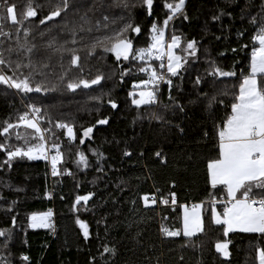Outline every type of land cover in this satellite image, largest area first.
<instances>
[{"label":"trees","instance_id":"1","mask_svg":"<svg viewBox=\"0 0 264 264\" xmlns=\"http://www.w3.org/2000/svg\"><path fill=\"white\" fill-rule=\"evenodd\" d=\"M113 2L69 0L66 13L47 20L60 0H32L35 17L22 25L0 21L4 32L11 33L0 35L5 48L17 47V34L25 47L34 46L32 53L22 51L11 59L27 64L30 57L33 68H21L16 75L31 74V85L42 88L24 93L0 84V133L6 122L16 124L20 115H31L34 106L40 109L45 149L55 143L62 154L53 176L45 159L16 157L9 167L0 151V231L5 232L0 236V264H259L257 250H264V234L235 231L225 236L224 226L212 220L210 202L226 195L225 187L212 188L207 165L219 157V131L250 71L251 52L258 47L253 37L264 25V0H186L187 19L177 14L169 21L165 42L176 35L184 48L195 40L197 52L192 56L174 49L183 56L178 75L166 74L172 83L157 81L155 86L142 83L149 78L139 71L142 61L131 56L117 61L100 47L92 54L89 50L95 38L111 35L126 23L141 29L139 34L125 33L133 49L147 47L152 23L164 27L169 15L164 3L178 0H154L151 15L142 0H127V9L109 7ZM8 3L16 5L22 19L28 0ZM2 5L0 0V14ZM85 14L87 23L80 19ZM81 25L85 31L79 30ZM73 49L79 67L70 63ZM150 63L158 69L160 61ZM210 65L235 75L214 77ZM3 71L12 75L9 69ZM98 75L103 77L100 83L90 88L66 87ZM140 90L154 91L155 103L133 104ZM212 97L215 101L209 104ZM104 118L106 125L97 124ZM60 123L73 127L75 139L56 126ZM88 127L93 132L85 137ZM32 132L20 126L10 130L7 140L0 135V142L23 148L24 139L16 134L26 137ZM37 142L28 139L29 144ZM81 153L87 167L79 164ZM77 196L89 200L77 204ZM197 204L203 206L201 231L191 237L164 235L162 227L180 231L183 205ZM223 206L215 204L219 212ZM47 212L52 213V228H30L31 215ZM78 220L87 225V238ZM217 243H227V257L216 251Z\"/></svg>","mask_w":264,"mask_h":264},{"label":"snow or ice","instance_id":"2","mask_svg":"<svg viewBox=\"0 0 264 264\" xmlns=\"http://www.w3.org/2000/svg\"><path fill=\"white\" fill-rule=\"evenodd\" d=\"M186 0H178V2L169 3L165 2L164 7L168 10L169 15L163 21L164 27H158L156 23H152V43L147 47L133 49L132 40L129 39L125 33L129 31L139 34L141 29L138 25L126 23L122 28L113 32L111 35L95 38L89 52L94 53L97 47L103 49L104 52H111L115 55L117 61L129 60L130 56L133 60L142 61L139 71L148 74V80L142 81L144 85H156L157 81H162L171 84V77L178 75V70L182 67L183 56L177 55L174 49L181 48V37L173 35L171 42L165 44V28L170 20L177 14L187 16L184 12ZM143 6L149 15L153 7L154 0H142ZM3 14H0V21L10 20L12 25H22L24 20L29 17H35L37 12L32 5V0H28L26 10L20 13L21 18H18L17 8L15 4H9L8 0H3ZM109 7L125 8L129 7L127 0H114ZM264 7V4H262ZM69 9V0H60V3L55 6L54 10L46 17L47 20H52L54 17L61 15V12H67ZM78 12L79 10L76 9ZM220 15H224L223 12ZM85 23V16L80 17ZM107 20V17H104ZM219 19V16L213 17ZM255 23V18L252 20ZM41 24L45 20L40 21ZM99 27V25H97ZM80 31H85L83 26H80ZM87 31H92L91 28ZM19 32V30H17ZM73 30V36H75ZM0 35L10 37L11 33L4 32L3 24H0ZM29 32L24 31V36L27 37ZM258 47H254L251 52L250 71L244 76L242 83L239 86V94L235 96L234 102L231 104V115L227 118L219 131V157L208 163V173L212 188L222 185L226 188L227 199L224 201L222 212H218L215 204L216 200L213 199L210 203L211 218L218 224L223 225V233L225 236L229 232H245V233H259L264 234V25H261L257 34L253 37ZM75 39L72 43H76ZM17 47L12 46L4 47L3 41H0V84L7 85L8 88H14L24 93L41 92V86L31 85V74L24 75L20 73L16 75L17 71L21 68L32 69L31 58H28V63L24 64L22 60H12L11 57L15 54L17 57L21 52L32 53L34 46L25 47L20 43L19 35L17 34L16 40ZM49 47H52L50 44ZM60 51V49H57ZM8 53L6 58L5 53ZM182 53L194 56L197 52L196 41H188L186 47L181 48ZM80 57L76 54L75 49L72 50L70 63L79 67ZM160 61L158 69L165 71H158L157 67H153L151 61ZM48 67L47 64L44 65ZM210 75L220 77H230L235 75L234 72L222 71L214 65H210ZM9 69L12 75H7L3 71ZM124 73H122L123 75ZM103 77L96 76L94 79H78L76 81L68 82L66 87L69 90L75 91L81 86L84 89L90 88L92 85L99 84ZM196 83H200L197 79ZM136 87H140L137 85ZM130 95H132L130 93ZM154 91L142 90L139 92V98L133 99L132 103L139 107L142 104L155 103ZM215 101L212 97L209 101L211 104ZM112 108H116L117 104L114 101L109 102ZM182 110V109H181ZM40 109L32 106L31 115L27 112L18 117L16 124L6 122L3 126V132L0 135L5 136V140L10 138V130L23 126L25 129H32L33 132L29 133L26 137H21L19 133L16 138L24 139L25 147L9 146L6 142H0V151H4L7 159L5 163L11 166V161L16 157H27L29 160L48 159L45 149V136L43 129L38 125ZM108 120L106 118L97 120V124L106 125ZM59 128L67 129V134L70 138L75 139L73 127L68 124H57ZM93 132L92 127L84 130L83 135L89 137ZM39 134V135H37ZM36 139V144H29L28 139ZM83 143V140L80 141ZM52 149L55 154L51 156L52 175L55 176L57 172V163L61 160L62 154L59 150L58 144H52ZM125 155H130L125 153ZM159 155V153H157ZM79 164L84 167L88 166L87 158L83 153L80 154ZM145 206H148V197H143ZM89 200V196H77L76 203L81 201L85 203ZM155 203V201H153ZM166 203V201H165ZM175 203V200H173ZM201 205H195L191 211L184 208L183 214V235L189 237L196 232L201 231ZM51 213L42 215H33L31 217L32 227H45L46 217ZM15 223V221H13ZM81 229H83L84 236H88V227L82 221H77ZM161 231L165 236L174 237L179 236L180 231H170L168 228L162 227ZM0 236H5L4 231H0ZM216 251L222 253L225 257L229 255L227 243H217L215 245ZM105 251H110L105 248ZM259 264H264V250H257ZM24 261H28L27 256H23Z\"/></svg>","mask_w":264,"mask_h":264},{"label":"rangeland","instance_id":"3","mask_svg":"<svg viewBox=\"0 0 264 264\" xmlns=\"http://www.w3.org/2000/svg\"><path fill=\"white\" fill-rule=\"evenodd\" d=\"M164 43L165 44H167L166 42H165V36H164ZM140 91H142V90H140ZM140 91H138L137 92V99L139 98V92ZM147 91V90H146ZM143 105V104H142ZM199 205H201L202 206V204H199ZM187 208V209H189V211H191L192 209L191 208H189L188 206H186V205H183L182 206V208H181V223H182V226H181V229H180V233H181V235H183V214H184V208ZM202 210H203V206L201 207V209H200V213H201V227H202V224H203V219H202ZM218 211V210H217ZM219 212V211H218ZM47 213H51V212H47ZM42 214H46V213H38V214H33V215H42ZM33 215H31L30 217H29V224H30V228H32V229H39V228H52V226H53V220H52V213H51V215H49V216H47L46 217V221H45V223H46V225L47 226H45V227H32L31 225H32V221H31V217L33 216ZM199 232V231H198ZM198 232H196L195 234H197ZM194 234V235H195ZM184 236V235H183ZM193 236V235H192ZM189 237H191V236H189Z\"/></svg>","mask_w":264,"mask_h":264},{"label":"built area","instance_id":"4","mask_svg":"<svg viewBox=\"0 0 264 264\" xmlns=\"http://www.w3.org/2000/svg\"><path fill=\"white\" fill-rule=\"evenodd\" d=\"M46 152H47V155H48V159H45V160H47L49 165H51L52 149L47 147L46 148ZM225 200H226V198H220L219 200H216V204H224ZM190 208H193V205H191Z\"/></svg>","mask_w":264,"mask_h":264},{"label":"crops","instance_id":"5","mask_svg":"<svg viewBox=\"0 0 264 264\" xmlns=\"http://www.w3.org/2000/svg\"><path fill=\"white\" fill-rule=\"evenodd\" d=\"M209 178H210V176H209ZM218 186H222V185H218ZM223 187H224V186H223ZM225 195H226V198H227L226 188H225ZM229 233H231V232H229Z\"/></svg>","mask_w":264,"mask_h":264}]
</instances>
